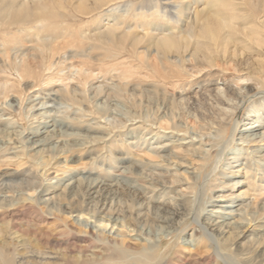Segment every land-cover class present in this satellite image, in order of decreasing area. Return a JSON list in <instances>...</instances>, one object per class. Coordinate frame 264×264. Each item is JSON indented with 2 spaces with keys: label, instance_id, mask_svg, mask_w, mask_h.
<instances>
[{
  "label": "rangeland",
  "instance_id": "1",
  "mask_svg": "<svg viewBox=\"0 0 264 264\" xmlns=\"http://www.w3.org/2000/svg\"><path fill=\"white\" fill-rule=\"evenodd\" d=\"M12 1L28 5L21 16L7 12ZM207 20L218 43L198 44ZM168 38L182 48L165 56L155 43ZM221 91L245 105L223 129ZM53 92L58 96L49 99ZM38 97L62 134L49 141L63 140L64 151L37 154L27 143L47 136L37 132L44 113L32 110ZM254 104L259 121L249 112ZM255 124H264V0H0V195L37 199L0 209V264H264V229L248 225L230 249L202 227L208 211L229 206L230 198H241L233 208L239 212L264 205V162L254 156L255 144L228 168L240 133ZM162 130L188 131L204 143L201 135L212 132L213 145L196 142L198 153L210 150L205 159L178 148L154 152L152 136ZM94 137L92 148L74 146ZM71 175L119 185L109 215L123 227L106 224L112 239L99 235L93 220L84 228L68 215L47 214L43 190L57 179L55 208L83 212V220L84 210H95L85 188L76 197L62 194L71 191ZM157 208L180 212L166 235L156 231ZM141 222L152 228L150 244L131 239Z\"/></svg>",
  "mask_w": 264,
  "mask_h": 264
},
{
  "label": "bare ground",
  "instance_id": "2",
  "mask_svg": "<svg viewBox=\"0 0 264 264\" xmlns=\"http://www.w3.org/2000/svg\"><path fill=\"white\" fill-rule=\"evenodd\" d=\"M15 1V0H14ZM13 3V4H12ZM9 5V9H7V12H14L16 13L17 17L21 16L25 9H27V4L24 3V5H15L14 2ZM14 5V6H13ZM27 5V6H26ZM30 10V9H29ZM14 22L17 23H22V19L14 18ZM25 24V23H22ZM207 25L202 28L200 33L195 35V39H197V43L200 44V38H206L211 40H215L216 43H218V34L217 30L215 28H209L210 20H207ZM105 34L108 35V37H114L115 33L112 29L108 28ZM196 42V41H195ZM156 47L158 48V51L164 54L165 56H168L172 54L173 52L177 53L181 48V44H178L173 38H168V39H158V41L155 43ZM186 51V49H185ZM182 61V62H181ZM185 60L180 59V62L183 64ZM105 88V87H104ZM95 89H100L99 87ZM94 88H91L93 92H95ZM106 89V88H105ZM221 94L224 96L225 102H226V108L222 109L221 112L222 115L224 116V119H222V122L220 124L221 128L223 125V122L227 119H229L230 116H232L237 109H239L241 106L244 105L242 99H237L232 96H228L226 92L221 91ZM104 95V92L102 90H99V93L97 92L94 96L96 97H102ZM49 99H52L53 97L58 96V93L53 92L47 95ZM93 97V96H92ZM46 98L38 97L35 100H33V111H40L44 110V113H42V117L39 118V124L37 128V132L45 133L47 136L43 139L36 140L33 142H27L30 144L31 149L35 150L37 154H44L47 153V155H50L52 152H55L57 150L59 151H64L66 148V143H63V140H58L56 143L49 141L50 138H53L54 135H62L60 134L61 132L56 131V127L58 126L55 122V124H52V121H49L50 119V113L49 111L50 106H47L45 102ZM108 102V101H105ZM112 103V102H111ZM256 104L253 105V110L254 111H249L250 113L254 114L255 116L258 117V121L261 118L260 115H262V110L258 107L255 106ZM38 106H41L40 108H37ZM113 105H111L112 108ZM245 106V105H244ZM226 109H229L226 111ZM119 115V114H118ZM165 117H167L166 114H164ZM164 119V117H161L160 119ZM134 122L137 124L140 123V120L134 119ZM166 123L170 122L169 119L165 120ZM168 121V122H167ZM155 127V126H154ZM62 128V127H61ZM220 128V127H219ZM221 128L219 131H221ZM161 129V128H159ZM223 129V128H222ZM194 131V130H193ZM47 132V133H46ZM64 133V132H63ZM163 135H158L155 133L152 136V139L155 141L157 144V147L152 148L154 149V152H161L163 154H167L169 150H173V148H178V149H183L184 152H191L193 156H197V158H204L207 157L208 152L210 150H202L200 153L197 152V148L194 149L196 142L201 143L202 146L204 147H211L213 145V137L211 136V133L207 134H202L201 137H207L206 142L196 141L195 139L192 138L191 132H182V131H172V130H162L161 132ZM73 136V135H72ZM157 136V137H156ZM164 139V141H168L166 143H157L159 140ZM86 140V139H85ZM88 140V139H87ZM91 140V141H90ZM89 142H83V143H77L74 144L76 147H91L95 146V143L97 142L94 138H91ZM79 142V141H78ZM240 142L237 144L238 149L234 150L233 153H231L232 158L234 162L228 164L229 169H234L236 168L235 164L240 161V158L242 157V153L246 151L245 147L251 148L255 144V149L254 151V156L258 158V160H261L264 162V145H261V143L264 142V124H259V125H254L251 126L250 128L244 130V132L240 133ZM159 144V146H158ZM260 144V145H259ZM25 144H23L24 146ZM71 147L73 145H70ZM92 148V147H91ZM165 161L169 160L167 156H164ZM167 159V160H166ZM203 159L201 161H203ZM54 160V159H53ZM124 162V161H123ZM168 162V161H167ZM165 163V162H164ZM52 162L48 163L46 167L51 168L52 167ZM61 163H58V165ZM166 165V164H165ZM246 165V164H245ZM169 166V165H168ZM173 168L175 167L177 169H182L184 168L181 165H172ZM128 169V168H127ZM187 173L189 174H196L195 171L190 170L189 168L186 170ZM71 175L70 181L68 184H66V187L70 188V192H68V188H66L64 191L62 190V194L65 195V193H69V197H76L79 196L82 193V190L87 191L91 196H93L97 202L93 206L95 210L92 212L90 210H84L85 215L89 217V219L83 220V212L80 213L77 211H62L63 209H58L55 208L56 202L55 200L58 199L60 194H56V191L60 190L62 187V184L59 183V181H63L62 179H57V181L54 184L49 185L51 188L43 190L44 193L46 194L44 199H41L42 203H45L47 206V214L52 215L56 213H62V215H68L71 218H73V221L80 226H83L84 228H87L90 224L89 220H93L94 229L99 233V235H107L110 239L111 233L107 231V225L106 224H113V227H116L117 230H119L121 227L119 218L115 219V217H112L109 215V212L111 213L113 211V205L116 199V195L118 193V190H116L115 187H119L117 183H113L110 186L106 185L102 180L99 178H91L87 176H83L80 179H83L80 184H77V179L75 180ZM149 176V175H148ZM241 181L236 182L235 184H241ZM22 196H25L24 198H21ZM33 195H26L24 193H20L16 198L11 196V195H6L1 194L0 195V209H4L6 206H16L15 202L20 203L21 201H32L33 200ZM223 197V196H221ZM15 198V199H13ZM92 198V197H90ZM183 198V197H182ZM180 198V199H182ZM37 201V199L35 200ZM224 200H218L217 202H221ZM228 201V200H225ZM241 198L235 197V198H230V204L229 206H218L220 207V210H209L208 213L210 214V217H208V221L202 225L203 229L211 236L215 241H219L222 245H229L230 249H235L238 248V246L241 244V241L246 237L245 235L248 233L249 230H246V227L248 225L255 224V229H264V215L260 214L261 219L257 220V215H259V212L263 211L264 213V205L261 206L260 208L252 209V210H233V208H237L241 204ZM92 202V201H91ZM87 202L86 205L91 204ZM101 202V204H100ZM52 204V207L50 208ZM100 204V206H99ZM182 205V204H178ZM218 205V204H217ZM49 207V208H48ZM232 208L230 211L229 209ZM228 209V210H227ZM163 211L162 208H157L156 210V215L159 219V222L162 223L160 227H157V232L162 231L164 235L169 233V230L172 231L174 227L179 224V221H177V217L180 215V212L178 209L175 210V212H170L168 210L164 211L163 214L160 212ZM250 211V213H249ZM243 215L246 216V218H243ZM145 214L144 213H138L136 215V218L140 220H145ZM181 217V216H179ZM234 217H240L239 219L235 220L233 219ZM180 219V218H179ZM146 221V220H145ZM121 226V227H120ZM152 228H148L147 223L141 222V226L139 229H133L131 230V233H134V235L131 237L132 240L134 241H139V242H145L150 244L151 242V230ZM115 234H117L116 231H114ZM163 235V236H164ZM118 237H122V235L117 234ZM212 239V241H213ZM148 246V245H147ZM229 251V250H228Z\"/></svg>",
  "mask_w": 264,
  "mask_h": 264
}]
</instances>
